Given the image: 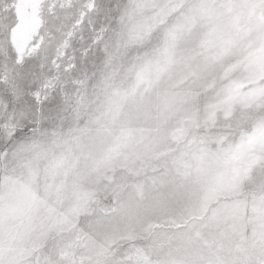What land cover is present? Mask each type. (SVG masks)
<instances>
[{"label": "snow or ice", "instance_id": "6c2138e0", "mask_svg": "<svg viewBox=\"0 0 264 264\" xmlns=\"http://www.w3.org/2000/svg\"><path fill=\"white\" fill-rule=\"evenodd\" d=\"M0 264H264V0H0Z\"/></svg>", "mask_w": 264, "mask_h": 264}]
</instances>
